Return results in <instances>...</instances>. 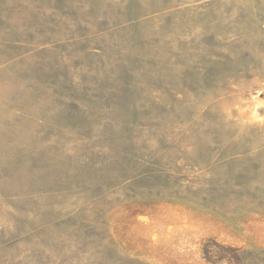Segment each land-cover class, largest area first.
Masks as SVG:
<instances>
[{
	"label": "rangeland",
	"instance_id": "374dc122",
	"mask_svg": "<svg viewBox=\"0 0 264 264\" xmlns=\"http://www.w3.org/2000/svg\"><path fill=\"white\" fill-rule=\"evenodd\" d=\"M0 264H264V0H0Z\"/></svg>",
	"mask_w": 264,
	"mask_h": 264
}]
</instances>
